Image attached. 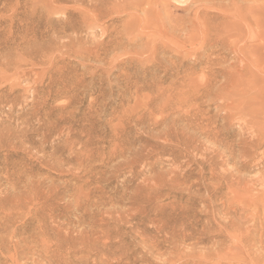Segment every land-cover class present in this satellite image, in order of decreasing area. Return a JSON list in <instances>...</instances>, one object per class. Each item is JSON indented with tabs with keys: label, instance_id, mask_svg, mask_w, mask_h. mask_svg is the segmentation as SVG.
<instances>
[{
	"label": "rangeland",
	"instance_id": "obj_1",
	"mask_svg": "<svg viewBox=\"0 0 264 264\" xmlns=\"http://www.w3.org/2000/svg\"><path fill=\"white\" fill-rule=\"evenodd\" d=\"M240 2L0 0V264H264V140L186 40Z\"/></svg>",
	"mask_w": 264,
	"mask_h": 264
},
{
	"label": "bare ground",
	"instance_id": "obj_2",
	"mask_svg": "<svg viewBox=\"0 0 264 264\" xmlns=\"http://www.w3.org/2000/svg\"><path fill=\"white\" fill-rule=\"evenodd\" d=\"M240 3H242L241 6H243L242 10H247V12L241 11L240 10L241 8L239 7V8L234 9L231 13L228 12L229 15H228V13H224V14L222 13L223 15H221V16L213 15L210 17H205L201 22H199L200 25H203L201 31L198 32L199 31L198 30L197 32H195V31L192 32V34L187 36L186 40L188 41V43L191 42V44L194 43L197 45V48L195 49L196 52L194 51L193 54H194V57L196 59V61H195L196 65L198 66V64H203V66H204V68L202 67L203 69L201 68L200 69L201 71H199V72H201V74H203V77H204L203 80H205L207 82L206 83L207 85L206 84H204V85H206L208 87H212L218 83L219 78L223 79L222 82L220 83V86L218 87L217 92L222 93L225 91V95H226L225 99H227L229 101V109H228L229 112H227L226 114L230 117L235 118L236 120H240L241 122L244 123V125L251 124V125L255 126L256 127L255 129H257L259 132V134L257 135V138H258V136L260 138L257 140V142H259V141L264 140V16L260 17L259 11H260L261 7L259 8L258 6H255V5H253V6L246 5L245 0H242V2H240ZM218 13H219V11H218ZM220 13H221V10H220ZM204 51H209V53L207 52L208 54L206 53L207 55H204V53H205ZM199 53H201V55H199ZM229 55L232 56V59H231V62L228 63L227 57ZM45 56H46V54H45ZM4 67L5 66H3V68ZM4 69H6V67ZM9 69H10V67H9ZM5 73H7V72H5ZM5 73H3V74L5 75ZM3 74H0V76L3 77ZM3 78L0 77V79H3ZM10 84H11V81H10ZM3 85H6V84H3ZM187 85H188V83H187ZM192 86H193V83H192ZM195 87H196V85H195ZM199 87H201V86L199 85ZM202 87H203V85H202ZM197 88L198 87H196L195 89H197ZM195 91L197 92V90H195ZM188 92H190V91L188 90ZM182 93H183V91H182ZM181 101L182 100L179 101V104ZM182 104H184V102ZM182 104H181V106H182ZM227 104H228V102H227ZM222 116H224V115H222ZM228 116H227V118H228ZM168 128H170V127H168ZM251 128H252V126H251ZM167 131H170V129L169 130L167 129ZM169 135H167V137H171V138L173 137V136H171V135L169 136ZM172 135H173V133H172ZM169 140H170V138H169ZM209 140H211L214 144H217L218 148H224L225 151L226 150L229 151V153L232 155V151H231L230 147L226 145L225 134L220 133V131H219V133L218 132L213 133L212 136L209 138ZM253 140H254V138H253ZM256 144L257 143L255 142L253 145L256 146ZM239 145H238V147H239ZM245 149H247V148H245ZM243 150H244V147H243ZM249 150H250V148H249ZM250 152H251V150H250ZM250 152H248V153H250ZM242 153H244V151H242ZM248 153H244V155L248 154ZM240 214H241V212H240ZM238 222H236V223L238 224ZM232 223L228 222V224H229L228 226H230V224H232ZM228 226L226 223L225 227H228ZM233 226H234V224H233ZM239 226L240 225L238 224V227ZM231 229H233V228H231ZM231 231L235 232L236 230L235 231L231 230ZM236 232L238 233V231H236ZM235 234L233 235L234 237H232L233 240H234L236 235L237 236H236L235 240H239V241H241V239L243 240V238L237 239L238 234H236V235ZM240 236H242V235H240ZM245 236L247 238L248 237L250 238V236H248V235H245ZM230 237H231V235H230ZM167 252H168V250H167ZM247 252H248V254H250L249 251H247ZM257 261H259V259ZM251 264H253L252 261H251ZM261 264H263V263H261Z\"/></svg>",
	"mask_w": 264,
	"mask_h": 264
}]
</instances>
